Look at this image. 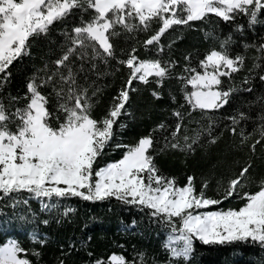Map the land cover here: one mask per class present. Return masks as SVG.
<instances>
[{
  "label": "snow or ice",
  "instance_id": "6c2138e0",
  "mask_svg": "<svg viewBox=\"0 0 264 264\" xmlns=\"http://www.w3.org/2000/svg\"><path fill=\"white\" fill-rule=\"evenodd\" d=\"M73 9L92 10L93 14L89 20L81 17L79 25L61 33L63 54L51 61L54 67L45 64L28 79L22 97H10L12 102L24 100L23 106L9 111L0 102V200H9L14 207L18 203L27 205L29 200L35 199L42 210L48 211L71 198L90 202L115 199L140 211L147 210L154 221L171 228L172 235L165 249L173 264L179 260L190 261L197 240L204 245L251 243L264 250V182L255 193L241 191L250 164L227 180L218 198L207 195V182L197 188L194 176H188L184 185H178L175 177L161 174L152 155L155 140L151 133L131 146L116 144V148L125 149L122 157L98 166L105 149L111 146L120 117L128 114L126 106L131 93L138 90L135 85L154 82L162 87L166 79L172 78L173 69L178 65L170 59H141L136 55V47L126 53V58H118L112 37L120 36V30L151 32L142 46L147 49L155 45L159 56L165 48L161 43L165 33L175 26L191 27L194 22L205 21L210 16L228 24H234L238 16H243L247 18L248 28L254 30L256 25L264 23L259 18L264 12V0H0V92L11 80L9 69L31 54L30 40L47 35L50 26L64 20ZM153 22L157 25L154 30ZM234 30L242 33L245 25L234 24ZM231 41L229 35L219 50H210L198 62V67L186 63L182 74L175 76L183 83L181 90L192 111L219 112L229 104L234 92L253 91L251 87H222V78L231 79L244 64L243 56L229 54ZM172 43L167 47L171 48ZM245 47L251 45L245 44ZM256 49L264 56V38ZM184 59L190 61L192 58L188 55ZM75 60L81 61L79 69L73 67ZM95 61L105 66L115 61L128 70L123 85L100 119L92 115V97L99 89L89 95L92 85L87 83L88 74L94 73L99 79L110 73L98 71ZM85 62L90 66L86 68ZM80 73L85 74L84 84L78 82ZM259 80L264 82V73L259 75ZM241 83L248 85L249 77H244ZM188 86L191 91L187 90ZM47 87L55 96L54 108L49 106V95L41 91ZM151 94L156 99L161 98L156 90ZM257 100L264 102V97ZM172 115L176 123L170 136L171 141L176 142L165 137V147L192 150L201 131L191 138L185 135L182 148L177 138L185 113L176 109ZM223 118L230 121L227 129L233 135L237 134L241 121L248 119L244 112ZM261 119L264 120V115ZM215 126V121L209 117L205 130L209 143H216L217 137L212 135ZM158 128L165 129L166 125L162 123ZM239 135L242 142L249 138L242 128ZM261 141H264V124L260 138L251 149L255 151L256 144ZM25 193L26 198L22 195ZM236 196L244 201L238 209L210 210ZM72 211L74 209L65 207L63 215ZM43 223L46 225L48 221ZM132 226H135L134 220ZM32 239L44 242L37 233L32 234ZM0 264H31V261L18 241L9 240L0 245ZM93 264H136V261L111 254L107 261L100 258ZM139 264H144L143 253L139 254Z\"/></svg>",
  "mask_w": 264,
  "mask_h": 264
},
{
  "label": "trees",
  "instance_id": "16d2710c",
  "mask_svg": "<svg viewBox=\"0 0 264 264\" xmlns=\"http://www.w3.org/2000/svg\"><path fill=\"white\" fill-rule=\"evenodd\" d=\"M92 14V10L82 12L80 9H73L64 20L50 26L47 35L41 34L30 40L31 54L14 63L9 69L12 73L11 80L4 91L0 92V102H3L9 111L25 103L24 100L12 102L10 97L18 95L22 97L28 79L45 64L53 68L51 61L63 54L61 45L64 43V37L61 33L65 29L71 31L74 25H79L81 17L89 20ZM259 18L264 21V12ZM234 24L245 25V30L242 33L235 31ZM234 24L210 16L205 21L194 22L191 27L175 26L161 38L165 48L159 56L156 55L155 45L147 49L142 46V41L151 32L125 33L118 28L121 35L112 37L118 58H126V53L132 47H136L138 49L136 55L141 59H170L177 61L178 65L173 69L172 78L166 79L162 87H157L154 82L148 85L142 83L135 85L138 90L131 93L126 106L128 114L120 117L111 146L105 149L98 166L122 157L125 149L116 148V144L131 146L151 133L155 140L152 150L155 164L161 174L175 177L178 185H184L188 176H194L197 188H200L203 182H207L209 185L207 195L218 198L227 180L250 164L249 174L241 191L255 193L260 190L261 183L264 182V141L256 144L255 151L251 149V145L260 138L261 125L264 124V120L261 119L264 115V102L257 100L258 97H264V82L259 80V75L264 73V56L256 49V45L264 38V23L256 25L252 30L247 26V18L238 16ZM156 27V23L153 22V30ZM229 35L232 37L228 45L229 54L243 56L244 64L231 79L222 78L224 81L222 87L225 89L229 86L251 87L253 91L234 92L229 104L219 112L192 111L181 90L183 83L175 76L182 74L186 63L198 67V62L210 50H219L222 41ZM170 42L174 43L168 48ZM245 44L251 47L246 48ZM188 55L192 59L185 61L184 57ZM95 63L98 64V71L110 73L99 79L94 73L88 74L87 83L92 85L89 88V95L91 96L96 88L99 89L96 96L92 97L94 104L92 115L100 119L107 112L112 97L123 85L128 70L115 61H111L110 66H105L100 61ZM80 64L81 61L75 60L73 67L79 69ZM258 64L260 67H257ZM89 66L85 62V67ZM84 76V73H80L79 83H85ZM246 76L249 77V84L242 85L241 82ZM153 90L161 94L160 99L152 96ZM187 90L191 91V87L188 86ZM41 91L49 95V106L54 108L56 99L54 94H51V88H43ZM180 105L184 107L181 108ZM176 109L185 113L183 128L177 138L182 148L185 135L191 138L197 131H201L200 139L192 146V150L182 151L179 148L165 147V137L171 141L170 134L175 128L176 117L172 112ZM189 112L191 115H188ZM238 112H244L248 119L241 121L237 134L233 135L227 129L230 121L223 117L236 115ZM209 117L215 121L216 126L212 135L217 137L216 143H209L205 131ZM162 123L166 125L165 129L158 128ZM121 124L124 126L121 127ZM241 128L249 136L247 141H241L239 135ZM22 195L27 197L26 193ZM243 203L240 196H236L210 210L238 209ZM65 207H70L74 211L65 216L63 215ZM44 220L48 221L46 225L43 223ZM170 232L169 225L154 221L147 215V210L140 211L115 199L90 202L71 198L61 201L60 207L48 211L42 210L35 199L29 200L27 205L18 203L14 207L11 201L0 200V245L9 240L18 241L20 246L27 250V258L31 264H93L100 258L107 261L111 254L123 255L127 261L135 260L136 264H139L140 253L144 254V264H173L165 249ZM33 233H37L43 239V244L32 239ZM174 264H264V250L251 243L204 245L197 240L194 242V252L190 261L179 260Z\"/></svg>",
  "mask_w": 264,
  "mask_h": 264
},
{
  "label": "rangeland",
  "instance_id": "374dc122",
  "mask_svg": "<svg viewBox=\"0 0 264 264\" xmlns=\"http://www.w3.org/2000/svg\"><path fill=\"white\" fill-rule=\"evenodd\" d=\"M170 235H172V232H170V233H168V236L167 237H169ZM168 242V238H167V240H166V243Z\"/></svg>",
  "mask_w": 264,
  "mask_h": 264
}]
</instances>
